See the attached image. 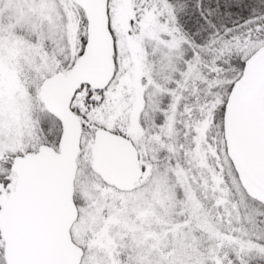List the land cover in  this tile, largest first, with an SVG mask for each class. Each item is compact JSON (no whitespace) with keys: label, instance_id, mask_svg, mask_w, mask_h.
I'll use <instances>...</instances> for the list:
<instances>
[{"label":"snow or ice","instance_id":"obj_1","mask_svg":"<svg viewBox=\"0 0 264 264\" xmlns=\"http://www.w3.org/2000/svg\"><path fill=\"white\" fill-rule=\"evenodd\" d=\"M0 264H264V0H0Z\"/></svg>","mask_w":264,"mask_h":264}]
</instances>
